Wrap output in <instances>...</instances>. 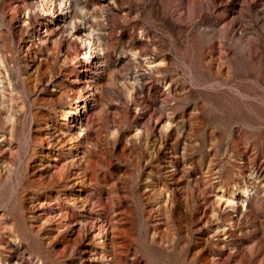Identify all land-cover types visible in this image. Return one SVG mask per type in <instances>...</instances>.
Segmentation results:
<instances>
[{
    "label": "rangeland",
    "instance_id": "rangeland-1",
    "mask_svg": "<svg viewBox=\"0 0 264 264\" xmlns=\"http://www.w3.org/2000/svg\"><path fill=\"white\" fill-rule=\"evenodd\" d=\"M70 2L53 15L40 0L28 11L22 0H0L10 83L0 104V264H107L92 238L101 219L110 225L105 246L120 257L108 263L264 264V0ZM55 22L75 23L73 31L90 24L113 79L99 80L96 109L68 114L80 117V151L97 168L92 204L66 231L56 200L55 218L43 223L34 217L42 208L27 211L21 197L26 177L50 171L51 155L70 158L65 146L47 149L44 136L55 137L70 109V64L88 62L76 35L49 43ZM31 146L40 153L30 157ZM236 184L252 186L248 200L237 201ZM227 191L233 208L216 202ZM75 230L82 240L70 243Z\"/></svg>",
    "mask_w": 264,
    "mask_h": 264
},
{
    "label": "bare ground",
    "instance_id": "bare-ground-1",
    "mask_svg": "<svg viewBox=\"0 0 264 264\" xmlns=\"http://www.w3.org/2000/svg\"><path fill=\"white\" fill-rule=\"evenodd\" d=\"M22 3H23L22 5L24 11L29 10L30 4L31 7H33L32 0H22ZM68 5L71 6L70 0H40V5L38 6V8L41 12L49 11L50 14L56 15L57 11H62L64 8H67ZM81 14H79L78 17L82 18V16H86L87 12L84 11L83 13L81 12ZM87 23H88L87 21L84 22V24ZM54 27L55 28H53V26H48L45 29V31H47L46 35H47V39L49 40V43L53 42V38L55 35H59L64 32L71 33V35H76V37L80 41V44L83 46V50H84L83 56L88 62V64L85 65H81L80 61L70 64L73 70L72 72L68 73V77H69L68 97H70V100L72 102L78 100L77 102L78 104L77 106H74V103H71L70 101L69 104L71 105L70 109L64 111L63 121L60 123V128L57 130L55 137L49 133L45 134L44 136V139H47L46 140L47 149H52V147H57V146H58L57 148L61 149L62 147L65 146L66 150L69 151L68 155H70L69 156L70 158L66 163L59 164L58 158L53 157L51 155V159L53 160V163L50 166L49 169L50 171L45 172L46 169H44L39 173H35V174L32 173L31 177H26L25 182L22 179L24 182L21 185L22 191L26 190L27 192L20 195L22 197V200L26 199L28 202L27 203L28 205L25 206V209H27V211L32 209L31 206L42 208L44 212H40L34 217H36L39 221L43 223H50L53 221V218H55L54 215H51L49 211V205L51 200H56L57 201L56 208L58 209V212L55 213L56 221H57L56 224H61V226L59 227L62 229V231H66L67 229H69V227L71 229L72 227L71 223L74 224L78 220L79 214L87 212L88 206L92 204L90 203L91 199L89 200L86 191L87 188L96 180L93 171L95 170V168H97V162L91 155L85 152H82L83 154H81L80 149L84 147V145L81 143H86V140L82 133L84 125L82 123L80 124L76 123L77 120L80 119V117L78 118L75 117L74 119L69 120L68 114L70 113L71 109L78 110L81 104H85L83 108L86 107L87 112L91 111L92 109H96L98 107V103L100 100L99 91L102 87L101 86L102 84L99 82V80L104 78L105 82H108L109 80L111 81L112 78L110 75L111 73L108 75L104 73L105 71L104 69L106 66V64L104 63V56L103 57L98 56L99 37L95 35V30L90 24L88 26H84L83 29L75 30V31H73L74 29H76L75 23H73L71 26L63 27L62 25H60L59 22H55ZM63 54L65 58L70 59V54L66 52H64ZM0 55H1V51H0ZM76 71L80 72V75H77L75 73ZM81 73L84 74L81 75ZM7 84L10 83L8 82V78L6 75V69L4 66L3 58L0 56V104L3 102V96L5 95L4 92L8 91ZM14 122H15V118L13 117L6 119V123H8V132L10 136L14 126ZM51 137L53 138V140H51ZM29 148H30V152H29L30 157L32 155L40 153V151L35 149L33 146ZM49 152L50 151H48V153ZM45 155L47 157L48 154ZM6 180L9 181L10 179L9 180L6 179ZM7 181L5 182L7 183ZM236 185L238 190L240 191V196L237 198V201L238 202L241 201L242 197L245 198L244 199L245 201L248 200L249 191L250 188H252V186H245V184H236ZM8 186L9 187L13 186V181ZM233 194H234L233 191L219 192L215 196L216 202L224 206H229L233 208L234 206ZM86 216L84 214L80 216V217H84L83 218L84 222H86L85 221ZM106 220L101 219L98 222L92 221V226L95 227V232L93 233L92 238H96L95 240L93 239L95 241L94 246L96 247V249L97 248L101 249L102 251L100 253L101 257L107 258V260H104L105 258L103 259L105 262H107V264L114 263L115 262L114 260H117L119 263L120 257H116L117 255L116 253H114L115 251L112 249V247L109 248L105 246V241L107 240L106 237L107 232L110 228L109 227L110 225L108 223L109 220L108 221ZM228 220L232 221L233 219H228ZM79 230H75L74 234L72 233V238L69 240L70 243L71 242L76 243L77 241L80 242L82 240L81 238L82 234L81 235L79 234L81 230L80 231ZM49 238L50 237H48V239ZM68 242L64 241L65 244ZM63 248L65 247L63 246ZM108 260H110L112 263L110 262L108 263Z\"/></svg>",
    "mask_w": 264,
    "mask_h": 264
}]
</instances>
